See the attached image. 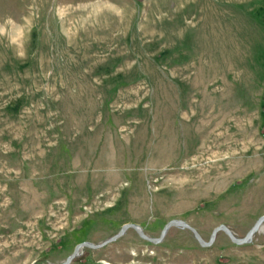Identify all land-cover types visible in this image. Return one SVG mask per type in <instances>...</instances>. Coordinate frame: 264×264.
I'll return each instance as SVG.
<instances>
[{
	"label": "rangeland",
	"instance_id": "1",
	"mask_svg": "<svg viewBox=\"0 0 264 264\" xmlns=\"http://www.w3.org/2000/svg\"><path fill=\"white\" fill-rule=\"evenodd\" d=\"M262 214L264 0H0V264ZM70 264H264V228H128Z\"/></svg>",
	"mask_w": 264,
	"mask_h": 264
},
{
	"label": "water",
	"instance_id": "2",
	"mask_svg": "<svg viewBox=\"0 0 264 264\" xmlns=\"http://www.w3.org/2000/svg\"><path fill=\"white\" fill-rule=\"evenodd\" d=\"M171 226L186 228L190 230L201 246H210L212 242L214 241L216 233L218 231H223L234 244L241 245V244L251 243L254 235L264 228V214L258 216V218L254 221V223L251 225V227L247 230V232L242 237L236 236V234L227 225L219 224L212 229L209 239L207 241L202 238V236L198 233V231L193 226H191L188 222L181 220V219L169 220L161 229V232L158 237H150L146 235L138 224L124 223L122 224V226L117 232L105 238L104 240L100 242H95V243L90 242V241L79 242L74 246L72 252L63 261L59 263L49 262L47 264H70V262L74 258H76L77 256L81 254L82 249H84L85 247L92 248V249L100 248L120 238L128 228L134 229L141 238L149 242L159 243L163 239L168 228Z\"/></svg>",
	"mask_w": 264,
	"mask_h": 264
}]
</instances>
